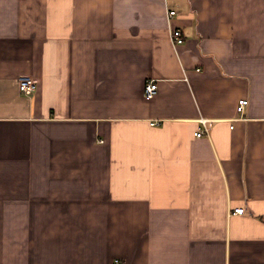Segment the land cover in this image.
Instances as JSON below:
<instances>
[{"label": "crops", "instance_id": "1", "mask_svg": "<svg viewBox=\"0 0 264 264\" xmlns=\"http://www.w3.org/2000/svg\"><path fill=\"white\" fill-rule=\"evenodd\" d=\"M0 264H264V0H0Z\"/></svg>", "mask_w": 264, "mask_h": 264}, {"label": "built area", "instance_id": "2", "mask_svg": "<svg viewBox=\"0 0 264 264\" xmlns=\"http://www.w3.org/2000/svg\"><path fill=\"white\" fill-rule=\"evenodd\" d=\"M175 10H170L168 12L169 18L175 15ZM171 40L175 45L181 44L184 42L183 32L175 27L171 28L170 31ZM19 89L25 94H31L36 89V80L30 76L24 75L19 80ZM158 92V84L156 80L150 79L145 84L144 94L146 98H152ZM249 100L247 98H242L238 101L237 111L240 116H243L245 113L246 106L248 105ZM200 122L203 124V127L195 132L196 136H202L204 134H208L210 130V124H208V120L205 118H201ZM235 213H243L244 207H236L234 208Z\"/></svg>", "mask_w": 264, "mask_h": 264}]
</instances>
